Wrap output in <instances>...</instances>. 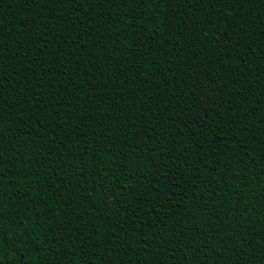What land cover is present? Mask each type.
Masks as SVG:
<instances>
[{
    "label": "trees",
    "instance_id": "trees-1",
    "mask_svg": "<svg viewBox=\"0 0 264 264\" xmlns=\"http://www.w3.org/2000/svg\"><path fill=\"white\" fill-rule=\"evenodd\" d=\"M0 264H264V0H0Z\"/></svg>",
    "mask_w": 264,
    "mask_h": 264
}]
</instances>
